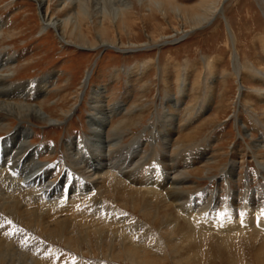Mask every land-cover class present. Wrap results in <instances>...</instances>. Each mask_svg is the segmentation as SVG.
<instances>
[{
	"label": "rangeland",
	"instance_id": "374dc122",
	"mask_svg": "<svg viewBox=\"0 0 264 264\" xmlns=\"http://www.w3.org/2000/svg\"><path fill=\"white\" fill-rule=\"evenodd\" d=\"M131 1L132 29L123 30L119 35L114 31L119 40L115 45L117 48H88L77 47L70 41L62 42L53 29H44L32 0H0V54L14 57L0 71L8 73L12 85L36 82L49 76V85L43 98L41 96L35 101L44 103L46 111L53 116H59L62 107L66 109L76 103L72 114L65 116L60 124L48 125L38 121L23 123L30 130V147L53 148V151L46 149L40 153L39 160L55 167L59 165L63 158L66 159L67 142L89 139L91 132L88 121L92 114L90 101L93 90L99 89L104 95V106L107 108L127 107L129 111L137 106V116L126 115L123 111L114 114L104 134L107 140L112 139L114 127L118 126L115 132L123 136L122 143L126 144L123 151L132 146L134 156L137 148L144 151V155L141 152L145 162L143 164L154 171L149 172L152 177L158 175L162 179L163 171L159 169H169L170 163L182 166L191 160L189 162L193 163L188 168L191 173L188 176L189 182L184 183L186 178L183 176L182 188L193 196L196 203L209 200L198 198L197 194L202 191H216L226 196L229 185L237 194H241L247 184L251 192L261 194L264 191V169L259 168L249 156L243 160L235 156L238 165L233 168L232 176L228 177L229 185L221 176L223 170L231 169V152H248V147L264 136L263 1L224 0L220 15L193 27L187 17L188 13L191 9L198 11L196 6L199 7V3L205 0H164L173 4L165 5L164 14L149 13L136 0ZM50 4H55L54 7L57 2L52 0ZM174 5L180 7L183 17L178 16L179 12L172 11L171 6ZM154 41L158 47L152 46ZM233 47L241 65L239 83L232 69ZM88 72L90 76L83 86ZM239 84L242 88L238 100ZM76 95L77 100H74ZM29 101H33V98H29ZM173 102L177 106L174 107ZM166 112L174 115L175 128L169 137L168 149L164 150L162 131ZM11 123L12 131L18 123ZM7 134L9 132L0 133V137ZM123 151L122 154L125 153ZM167 156L170 160L163 163ZM203 156H210L211 170L207 174L192 172L197 169V161ZM63 169L67 168L63 166ZM116 181L114 184L108 182L107 185L113 187L101 191V203H79L78 207L66 211L62 217H68L62 220L66 226L62 223L64 226L60 228L53 224L57 227L53 234L43 231L41 223L34 219L39 212L31 214L33 207H41L33 199L29 201L32 207L24 209L21 204H17L18 210L10 205L5 208L6 204L0 200V217L3 220L0 229L6 234L10 231L7 235L10 240L6 238L2 241L9 246L3 247V251L0 249V264L264 263L259 252L262 240H255L251 235H241L223 244L218 242L215 235L193 239L191 222L164 195L150 196L141 189H136L138 192L134 191L133 194L130 186L124 190L122 184ZM175 181L173 185L180 182L179 178H175ZM11 186L5 189L11 190ZM120 190L124 191L123 195ZM87 207H91L90 213H87ZM92 212L98 215H92ZM71 216L77 220L73 221L72 226ZM81 218L85 219V225L90 222L94 226L105 225L103 235L113 232L123 239L114 243L117 248L109 244L110 234H107L108 238L103 236L99 240L100 235L93 231H90L92 234L86 233L88 230L81 227ZM189 231L188 238L183 237ZM131 235L135 241L130 242ZM148 239L154 245L151 248L140 243ZM121 240L122 244L119 242ZM125 247L142 252L144 250L149 257L138 258L134 253H126Z\"/></svg>",
	"mask_w": 264,
	"mask_h": 264
},
{
	"label": "bare ground",
	"instance_id": "6f19581e",
	"mask_svg": "<svg viewBox=\"0 0 264 264\" xmlns=\"http://www.w3.org/2000/svg\"><path fill=\"white\" fill-rule=\"evenodd\" d=\"M32 1L37 7L43 28L53 29L60 41L65 43L66 41H70L77 47L117 48L115 45L119 43V40L116 34L119 35L123 30L130 31L132 29L130 21L131 17L133 16V5L131 0H56L57 5L54 7L53 5L55 4H50L52 0ZM136 1L144 11L147 10L149 13L154 12V14H164L165 5L171 4L170 1L169 3L164 0ZM223 1L224 0H205L199 3V7L196 6V8H199L198 11H192L191 9L187 16L190 18L189 20L191 21V26H199L203 23H207L212 17L220 15L222 12ZM262 1L264 3V0ZM171 7H173L172 11L179 12V17H183V15H181L182 11L178 5ZM89 23L91 24L92 28L91 26H88ZM115 30L116 34L114 32ZM1 32L2 25L0 24V33ZM228 32L230 39L233 42V36L230 28L228 29ZM110 33L112 36H110ZM161 43L163 42H160V44ZM152 46L158 47V43H155L154 41ZM130 47L135 46L130 45ZM13 59L14 57L8 54H0V69L8 66L7 64ZM231 62L233 72L236 75V79L239 83L241 65H239L240 63L238 62V56L234 47L231 52ZM88 76H90L89 72L86 75V79L83 81V86L86 85ZM49 78V76H45L36 82L12 85L8 79V73H3V71H0V133L4 134L9 132V134H7L5 137H0V147L3 148V153L5 156L0 162V200H2L1 203L6 204L5 208L10 205V207L13 206L18 210L19 206L17 204H21L22 207H25L24 209H28V207H32L29 204V201L30 199H33L32 201H35L41 207H38L37 209L33 207L31 214H36L39 212L38 215L34 217V219L41 223V226H43L41 227L43 231L47 230L46 232L53 234V232L57 231V227L55 225H58L60 228H62L61 225L64 224V221L62 220L68 218H62L66 211L73 210V207L75 208V206L78 207L79 203L82 204L88 201H92V204L101 203L103 201V197H101V191H104L105 189L108 190V187L112 188L113 186L111 187L107 184L113 183L117 180L116 182H118L119 185L122 184L121 187L123 189L127 186H130L133 189V194H135L134 191H137L136 189H141L145 190L147 192L146 194H149L150 196L158 197L164 195L165 198L174 204L177 210L191 222V236L193 239H196L197 237L204 238L209 235H215L219 240L218 242L223 244L229 240H235L241 235H251L252 238H255V240H262V245L259 247V252H261L262 259H264V255H262V253L264 254V191L257 195L255 192L250 191L249 185L247 184L246 189L241 194H237V192L232 191L228 182V177L232 176V173L234 172L233 168L237 164V161L234 160L235 156H239V158L242 160L249 156L256 162V165L259 168L264 169V136L261 137L258 142L255 140L256 142H253L251 146L248 147V152H231V169L223 170L224 174L221 176L229 185L226 196L223 197L216 191H202L197 194L198 198L205 197V199L209 200L206 202L196 203V200L193 199V196L186 193L187 191H184L182 188L183 176L186 178L184 183L189 182L188 176L191 173L189 172L188 168L191 167L193 162L190 163L191 160H189L190 162L188 161L182 166L170 163L168 167L169 169H166L167 171L163 168L159 169V171H163L164 178L159 179L158 175L156 177H152L149 172L154 173V171L149 170L151 168H149V166L147 167L145 164L147 167L146 168L143 164L144 160L142 159L141 152L144 155V151H139L137 148V150H135L137 151L135 156L132 152L134 150L131 151L133 146L129 147V150L123 151L126 144L122 143L123 136L119 135L120 133L115 132V130L119 128L118 126L114 127V137L112 139L107 140V137L104 134V129L108 124L111 123L110 119L114 114L123 111V113H126V115L129 114L134 116L136 113H139V110L136 109L137 106H134L133 109L129 111L127 107L126 109L121 107L111 108L107 105L109 107L107 108L104 106V95L101 90L94 89L90 101L92 114L90 115L88 121L91 132L90 137L87 140L80 139L79 141L71 140L70 142H67L66 159L63 158L62 162L55 167L52 164H46L39 160L40 153L44 152L46 149H50L51 151L54 149L51 147H30L31 144L29 145L28 143L30 130L28 127H26L27 125L25 126L23 124L27 121L32 123L38 121L48 125L60 124L63 121L62 119L65 116L72 114L71 112L76 107V103L74 102L66 109L62 107L59 116H53L46 111L45 107L43 106L44 103H37L35 101V99L40 98L44 92H46L49 85ZM241 88L242 86L239 84L237 99L240 96ZM77 96L78 95L74 97V100H77ZM29 98H33V101H29ZM79 100L80 98L78 101ZM172 105L175 107L177 106V103L173 102ZM164 118L165 121L163 123L164 130L162 131V138L164 142V150H166L168 149L167 147L169 145L172 132L175 128V119L174 115L168 112L165 113ZM11 122L18 123L12 131L10 130V126L12 124ZM122 122L123 121H121V123ZM75 147H77V149ZM122 151L125 153L122 154ZM145 153L147 154V152ZM248 153H250V155H248ZM209 157L210 156H203V158H200V160L197 161V169H193L192 172L198 174H207V172L211 170L209 169V162L211 160ZM67 159L70 161V163L67 161ZM167 159L168 156L163 161V163H166L165 161H167ZM81 163L83 166L82 169ZM63 166H65L67 169H63ZM170 174H172V176ZM175 178H179L180 182L176 185H173L176 183ZM61 183H63V185L60 187ZM56 185L58 188H55ZM6 186L8 188L11 186V190L5 189ZM120 191L121 194L124 192L123 190ZM159 191H162V195L158 194ZM109 192H111V190ZM104 193L106 192H103V194ZM107 197L110 198L109 196ZM91 207H87L88 209L86 211H88ZM216 207H219L220 210H217ZM23 211L24 210H22V212ZM75 211H77V209H75ZM90 211L91 210H89L87 213H90ZM92 215L98 214L97 212H92ZM55 217L56 220H54ZM70 220V226H72L73 221L75 222L76 219L72 217ZM2 221L3 220L0 217V225ZM80 224L81 227L88 230L86 233L88 232L90 234V231H93L92 233H97L100 235L99 240L103 239V236H105L104 238H108L107 234H110V245H114V243L116 244L118 239L122 238L120 235L116 236L115 234H112L113 232H107L106 235H103L105 225L95 224L94 226L91 222L90 224L85 225L84 218H81ZM77 227H79V225ZM67 231H69V229ZM9 232L10 231H8V234H6L3 229H0L1 250L9 246L2 242L3 239L8 238L7 235H9ZM114 232L116 231L114 230ZM189 234L190 231L186 234L184 233L183 237L188 238ZM12 238H15V236ZM8 240L10 239L8 238ZM132 241H135V237L133 235H131L130 242ZM119 242L122 244L123 240ZM151 242L152 240L150 239H148V241H140L142 245L147 244L150 248L151 246H154L153 243L151 244ZM141 244L140 246L142 247ZM147 245H144V247ZM114 246L116 247V245ZM112 248L115 250L113 246ZM120 250L122 251L123 249ZM125 252L134 253L133 255L141 259H147L149 257L144 252V250L142 252L140 250H133V248L126 249L125 247ZM262 263L263 262H261V264ZM32 264L34 263L32 262Z\"/></svg>",
	"mask_w": 264,
	"mask_h": 264
}]
</instances>
